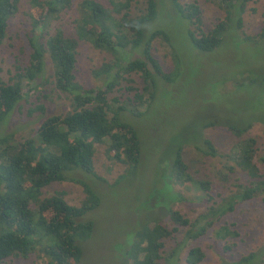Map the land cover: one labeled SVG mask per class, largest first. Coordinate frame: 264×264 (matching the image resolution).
Returning <instances> with one entry per match:
<instances>
[{"label":"trees","instance_id":"obj_1","mask_svg":"<svg viewBox=\"0 0 264 264\" xmlns=\"http://www.w3.org/2000/svg\"><path fill=\"white\" fill-rule=\"evenodd\" d=\"M248 1L253 0H221L219 8L226 18L205 32L198 6L180 0H108L110 7L95 0H0V56L12 38L20 50L7 77L0 75V264H17L31 256L41 264L80 261L94 225L84 217L101 202L85 181L90 175L104 180L94 173L96 148L105 145L108 162L125 167L110 185L116 187L141 157L136 131L120 123L116 113L127 110L142 119L155 96L149 88L158 80L161 85L175 79L176 72L165 70L154 56L155 42H167L168 35L161 30L147 33L146 26L163 11L175 14L189 23L193 50L212 53L230 48L229 32L241 28ZM21 10L26 20L13 32L12 21ZM71 13L75 17L68 18L69 28L59 24ZM260 35L264 37V23ZM80 43L113 59L99 71L91 70L94 79L102 80L101 86L87 89L77 80ZM132 74L143 82L141 91L133 87ZM261 75L253 82L264 90V72ZM45 88L64 95L71 109L50 113L49 103L55 101L42 92ZM121 91L122 96L133 94L122 101L111 96ZM31 92L37 93L35 101ZM15 114L18 122L13 121ZM259 126L203 125L202 130L209 132L192 145L194 154L202 157L196 161L198 169L186 162V146L176 149L169 160V179L152 192L164 199L156 205L152 194L149 198L153 203L149 210L162 208L164 215L144 221L131 235L124 251L128 264H264V244L236 256L245 251L243 238L231 225L220 223L239 204L264 203V170L253 161L262 152L252 135L256 130L264 134V123ZM17 133L23 135L16 138ZM259 161L263 163L264 156ZM75 170L82 177L69 179ZM67 180L82 187L84 197L78 206L69 204L62 191L43 193L51 184ZM188 202L194 205L192 218L179 209Z\"/></svg>","mask_w":264,"mask_h":264},{"label":"rangeland","instance_id":"obj_2","mask_svg":"<svg viewBox=\"0 0 264 264\" xmlns=\"http://www.w3.org/2000/svg\"><path fill=\"white\" fill-rule=\"evenodd\" d=\"M80 1L82 0H74L75 3ZM95 1L110 7L108 0ZM180 2L195 3L198 6L205 32L226 18V12L219 8L218 3L221 0H180ZM133 6L139 7V4ZM69 17L74 18L75 14L64 15V19L59 24H66L69 28L67 25ZM241 18V28L229 32L230 48L204 54L193 50V44L188 36L189 23L175 14L163 11L155 21L146 26L147 33L161 30L168 35L167 42H160L158 45L155 42L158 51L154 56L160 60L165 70L176 72L175 79L172 83H161V85L158 81H163L158 80L155 92L153 91L155 87L149 88L148 92L155 96L147 104L149 109L142 119L133 116L127 110L116 113L120 123L131 126L136 131L140 139L141 154L139 164L134 168H128L116 187L110 185L125 167L116 168V164L113 166L108 162L105 145L96 148L94 173L104 180L100 181L90 175L85 181L101 197V202L98 208L88 212L84 217V220L93 222V234L83 243L82 255L77 264H128L124 251L131 235L143 227L144 221L164 215L162 208L149 210L148 205L153 206L149 198L161 185L164 187L169 179V160L174 158L176 149L186 146L184 152L186 162L191 163L193 169L199 168L196 161L202 157L194 154L192 145L209 132L202 130L203 125L213 123L218 129L228 124L255 123L263 126L264 90L253 81L256 78L260 79L261 73L264 72V37L260 35L264 23V0L248 1ZM25 20L26 17L21 10L12 21V31L14 32L15 28ZM59 24L55 23L54 26ZM246 38L248 40L243 41ZM240 41H242L241 45L238 44ZM17 43V39L12 38L3 47L0 56V75H4L5 78L7 72L13 69L15 60L20 57ZM79 45L82 62L76 69L77 80L87 89L101 86L102 80L98 76L94 79L91 70L99 71L103 63L111 64L113 62L111 55L93 50L88 43ZM180 68L182 71L179 74ZM49 69L50 63L47 61V72ZM131 78L134 80L133 87L141 91L144 84L139 75L132 74ZM262 87L264 88V82ZM42 92L50 94L51 96H48L55 101L49 103L50 113L56 114L71 109L70 102L64 95L58 96L49 88H45ZM36 94L32 92L29 94L32 96V101H35L33 96ZM122 94L121 91L111 96H117L122 101L131 97L133 93H126L123 96ZM144 109L142 107V111ZM16 117L15 114L13 121L15 119V122H18ZM259 128L261 129L260 126ZM22 135L17 133L15 137L19 138ZM252 135L262 149L261 153L255 154L253 161L263 171L264 162L261 163L259 158L264 156V134L256 130ZM214 137H216L215 132L211 135L212 139ZM81 173L75 170L67 177L81 178ZM163 187L160 192H163ZM54 191H62L66 201L75 206H78L84 197L82 187L70 180L51 184L43 190V193L52 194ZM152 197L156 205H160L164 199L161 193H153ZM193 208L192 202L179 206L181 212L187 213L191 218L195 215ZM223 221L236 229L240 238H243L240 244L245 251L236 252V256L247 254L251 247L264 244V203L261 201L252 200L239 204L236 210L225 216L220 223ZM117 243L123 245L118 247ZM19 263L41 264L42 262L31 256L28 260L18 259L17 264Z\"/></svg>","mask_w":264,"mask_h":264}]
</instances>
